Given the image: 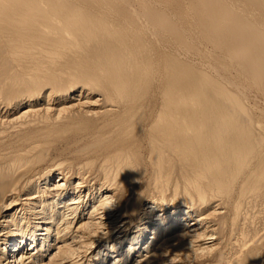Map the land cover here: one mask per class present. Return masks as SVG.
I'll return each mask as SVG.
<instances>
[{"label": "bare ground", "instance_id": "obj_1", "mask_svg": "<svg viewBox=\"0 0 264 264\" xmlns=\"http://www.w3.org/2000/svg\"><path fill=\"white\" fill-rule=\"evenodd\" d=\"M0 264H264V0H0Z\"/></svg>", "mask_w": 264, "mask_h": 264}, {"label": "rangeland", "instance_id": "obj_2", "mask_svg": "<svg viewBox=\"0 0 264 264\" xmlns=\"http://www.w3.org/2000/svg\"><path fill=\"white\" fill-rule=\"evenodd\" d=\"M249 90H250V91H249ZM251 90H252V91H251ZM254 90H255L254 88H252V89H251V88H250V89H247V92H248V93L250 92V93H249V96H250V97H253V98H250L251 100H254L255 98H256V99H259V97L256 95L257 92H255ZM253 91H254L255 94L251 93V92H253ZM252 94L255 95V96H253ZM254 97H255V98H254ZM256 99H255V100H256Z\"/></svg>", "mask_w": 264, "mask_h": 264}]
</instances>
